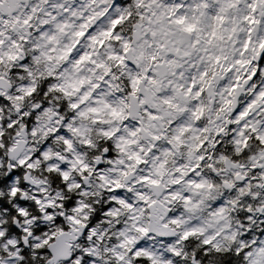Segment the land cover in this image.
<instances>
[{
	"label": "clouds",
	"instance_id": "1",
	"mask_svg": "<svg viewBox=\"0 0 264 264\" xmlns=\"http://www.w3.org/2000/svg\"><path fill=\"white\" fill-rule=\"evenodd\" d=\"M0 264H264V0H0Z\"/></svg>",
	"mask_w": 264,
	"mask_h": 264
}]
</instances>
